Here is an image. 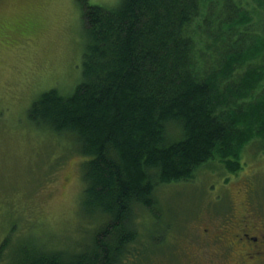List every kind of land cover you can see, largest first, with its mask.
Instances as JSON below:
<instances>
[{
  "label": "trees",
  "instance_id": "16d2710c",
  "mask_svg": "<svg viewBox=\"0 0 264 264\" xmlns=\"http://www.w3.org/2000/svg\"><path fill=\"white\" fill-rule=\"evenodd\" d=\"M82 5V80L67 96L43 92L27 114L74 141L80 209L90 231L101 224L76 252L23 248L17 264L141 258L150 250L134 251V221L155 210L159 185L190 180L216 157L235 173L243 149L264 145V0Z\"/></svg>",
  "mask_w": 264,
  "mask_h": 264
},
{
  "label": "rangeland",
  "instance_id": "374dc122",
  "mask_svg": "<svg viewBox=\"0 0 264 264\" xmlns=\"http://www.w3.org/2000/svg\"><path fill=\"white\" fill-rule=\"evenodd\" d=\"M86 1L110 8L119 0ZM82 9V0H0V249L6 241L0 264H17L23 248L32 256L47 249L76 252L101 224L90 231L80 209L84 159L74 141L36 126L27 114L43 92L67 96L82 80ZM178 134L167 128L168 139ZM240 162L231 173L216 157L190 180L159 185L155 210L137 211L134 221V251L150 250L140 262L178 264L177 247L222 225L232 202L239 217L244 214L249 186L264 219L260 138L243 149Z\"/></svg>",
  "mask_w": 264,
  "mask_h": 264
},
{
  "label": "flooded vegetation",
  "instance_id": "af4514ba",
  "mask_svg": "<svg viewBox=\"0 0 264 264\" xmlns=\"http://www.w3.org/2000/svg\"><path fill=\"white\" fill-rule=\"evenodd\" d=\"M250 191L249 186L245 191L248 201L242 216L237 214L230 196L232 203L222 225L213 224L214 229L204 228L205 233H198L186 245L177 247L182 254L178 264H264V219L251 201ZM5 246L6 241L0 249L1 254ZM136 256L135 253L129 255L121 264H143ZM10 259L7 257L6 261Z\"/></svg>",
  "mask_w": 264,
  "mask_h": 264
}]
</instances>
